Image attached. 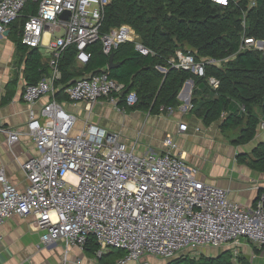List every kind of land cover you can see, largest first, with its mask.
Here are the masks:
<instances>
[{"label":"built area","instance_id":"2783aa9c","mask_svg":"<svg viewBox=\"0 0 264 264\" xmlns=\"http://www.w3.org/2000/svg\"><path fill=\"white\" fill-rule=\"evenodd\" d=\"M211 1L222 6L228 3ZM28 2L37 3V7L23 23L21 42L53 53L48 60L49 74L23 89L28 107L25 131L33 141L34 153L21 164L26 179L22 189L12 184L0 167V229L14 215L31 216L30 225L41 232L40 244L60 243L63 264H93L74 254L76 249L83 251L89 239L97 243L99 258L106 247L124 251L119 264H151L143 258L168 260L206 246L226 247L232 263L240 264L243 241L262 247L264 192L252 206L231 201L224 188L206 182L198 167L185 162L171 135L162 139L158 149L141 150L140 132L129 140L120 131L89 121L77 128L76 115L54 98L60 59L69 47H75L79 65L88 62L91 54L87 47L96 42L107 56L126 42L143 55H153L128 24L102 31L110 0H0V36ZM249 47L264 52V41L244 38L240 49ZM167 63L170 69L203 77L207 65L222 61L210 57L196 60L192 52L176 49ZM155 67L163 74L168 70ZM207 81L213 89L218 87L214 77ZM123 89V84L102 71L75 79L61 94L73 108L84 103V109L90 111L103 99L121 111L120 101L128 107L138 101L133 90L121 97ZM46 95L49 100L35 112L34 104ZM184 102L179 106L182 113L192 108L191 102ZM258 129L264 131V120ZM186 130L187 123L180 122L178 131ZM3 131L9 144L22 133Z\"/></svg>","mask_w":264,"mask_h":264},{"label":"trees","instance_id":"16d2710c","mask_svg":"<svg viewBox=\"0 0 264 264\" xmlns=\"http://www.w3.org/2000/svg\"><path fill=\"white\" fill-rule=\"evenodd\" d=\"M36 7L37 3L28 2L10 26V37L16 49L25 52L27 84L36 83L48 69L41 60V50L21 42L23 23L35 13ZM121 24L130 25L153 55H143L132 43L126 42L114 51V61L122 63L107 69L108 56L96 42L87 47L90 58L79 67L75 60L76 49L69 47L60 59L61 77L56 81V98L75 79L106 71L124 88L137 93L138 102L130 108H146L157 113L161 106L177 108L181 104L178 93L182 85L192 80L202 85L192 93L190 111L196 117L208 124L219 119L223 129L236 131L235 143L245 144L255 138L257 125L264 119V52L253 47L240 49V46L244 38L264 41V0H228L225 6L211 0H110L105 6L102 31ZM176 49L192 52L196 60L210 57L222 63L207 65L203 77L170 69L167 59ZM156 65L167 68V72L160 73ZM208 77L218 80L216 89L208 85ZM118 106L126 107L122 101ZM245 156L250 157L248 163L252 168L264 171V139L256 143L249 154L240 157ZM98 249L93 239L84 246V250L91 253ZM245 257L239 256L240 264H251ZM99 259L100 264H107ZM176 263L234 264L229 251L215 256L201 254L198 259L181 255L167 264Z\"/></svg>","mask_w":264,"mask_h":264},{"label":"crops","instance_id":"0c3cea01","mask_svg":"<svg viewBox=\"0 0 264 264\" xmlns=\"http://www.w3.org/2000/svg\"><path fill=\"white\" fill-rule=\"evenodd\" d=\"M10 32L9 28L7 35L0 36V167L4 168L5 175L10 182L22 189L26 186V179L21 164L34 153V145L25 131V124L28 120V107L22 98L24 86L27 85L24 77L25 52L16 49ZM37 48L42 52V62L48 65L53 50ZM76 65L79 64L76 62ZM47 68L45 73L49 74V65ZM201 86L194 84L192 80H187L178 93V100L191 101L193 91ZM49 98V95L42 97L34 104L33 110L39 111L41 105ZM54 98L62 101L65 108L72 113H79V108H77L79 105L82 106L80 107L81 112L86 114H89L93 108L99 111L103 104L110 105L107 101L101 100L94 103L90 111H86L84 103H79L75 109L66 102L65 96L62 94L58 98L56 96ZM121 109L118 111V126L98 115L90 114L89 117L96 120L90 121L89 119L88 121L109 130L122 131L124 138L129 140L140 132L139 140L141 141L143 131H145L144 142L146 145L140 146L141 150L146 147L158 149L162 139L166 135H171L177 142V152L183 154L185 162L198 167L199 176L203 180L224 188L231 201L244 206H252L258 195L264 192V171L252 168L248 163L250 157H240L243 154H249L255 144L251 145V142L238 144L233 142L235 137L227 138L224 135L227 130L220 126L219 119L208 124L191 111L182 113L179 106L172 108L171 112H167L163 106L159 107L160 110L157 113L147 109L148 113L143 119H141L142 115H139L140 107L126 106ZM180 122L187 123L185 132L178 131ZM83 124L79 126L82 127ZM3 130H17L22 133L19 134L17 141L9 144L8 135ZM132 134L133 136H131ZM256 137V143L263 140L264 131L258 132ZM31 221V216L14 215L3 223L0 229V264H63L60 243L40 244L41 232L33 229L30 225ZM252 246L243 241L241 254L249 256L253 249ZM257 250H254V256L259 258L260 264H264V247L257 248ZM74 254L85 258L80 249L79 252L75 250ZM150 257L154 256H146L143 259L148 260L151 264H167V262L162 263L158 260L162 258L155 257V260ZM88 261L100 264L93 259Z\"/></svg>","mask_w":264,"mask_h":264},{"label":"rangeland","instance_id":"374dc122","mask_svg":"<svg viewBox=\"0 0 264 264\" xmlns=\"http://www.w3.org/2000/svg\"><path fill=\"white\" fill-rule=\"evenodd\" d=\"M79 67H81V66H79ZM101 100H103V99H101ZM101 100H98V101H101ZM98 101H97V103H98ZM180 103L182 105V104H184V101L181 100ZM80 107H82V106L79 105V107H77V108H79V113L78 112H74V114L77 117V124H76L77 128H79L80 127L79 125H82L85 121H88L89 119H90V121L96 120V119H92L91 117H89L90 114L93 115V116H97L98 115V116L102 117L103 119H106L108 122L114 124L115 126H118L119 113H118V110H115L112 106H110L108 104H103L99 111H97L96 109L93 108L92 111L89 114L82 113ZM77 108H75V109H77ZM147 113H148V110L146 108H141V112H139V115H142L141 119H143ZM142 131H143V129H142ZM231 131L232 130H227L226 133L224 134L229 139L234 138L235 134H236V131H232V132ZM144 132L145 131H143V135H142V138H141V141H140V146L146 145L145 142H144V139H145L144 138L145 137V133ZM131 136H133V134ZM250 142H251V145L255 144L257 142V137L254 138L253 141H250ZM227 250L228 249L226 247H218V248H216V247L206 246V247H202V248L198 249V251L184 252L182 254V256H188V257L193 258V259H198V257L201 254L202 255H207V256H215L218 253L223 252V251H227ZM76 251L79 252V249H76ZM100 252L102 253L101 254L102 259H99V257L97 256L96 253H91V252H88L86 250L82 251V254L85 256L87 261L89 259H93L94 261H98V259H99V260H101L102 263L105 262L107 264L108 263L109 264H116L117 261H118V264H119V261L122 260L125 257L124 251L119 250L118 248H114V247H106V248L102 249ZM254 253H255V251L252 249L251 254H250L251 256L250 255L249 256L245 255L247 257V258L246 257L245 258L247 260H249L251 264H260L259 258L255 257ZM154 258L155 257H150V259H154ZM175 258H177V257L175 256L172 259H175ZM155 260H156V258H155ZM158 260L161 261L162 263L163 262L166 263V262L170 261L171 259H169V260H165V259L164 260L163 259L160 260V259H158ZM180 263H182V262H180ZM180 263H176V264H180Z\"/></svg>","mask_w":264,"mask_h":264},{"label":"water","instance_id":"95a60500","mask_svg":"<svg viewBox=\"0 0 264 264\" xmlns=\"http://www.w3.org/2000/svg\"><path fill=\"white\" fill-rule=\"evenodd\" d=\"M68 13L66 12L65 15H67ZM9 32V29H7L5 32H4V35H7V33ZM263 41H261L262 43ZM122 62L121 61H117L115 62L114 61V52L110 53L109 56H108V63H107V68L110 69V68H113L115 66H118L119 64H121ZM128 90V88H125L123 89L121 92H120V95L122 96L126 91ZM168 263V262H167Z\"/></svg>","mask_w":264,"mask_h":264},{"label":"clouds","instance_id":"9594fccd","mask_svg":"<svg viewBox=\"0 0 264 264\" xmlns=\"http://www.w3.org/2000/svg\"><path fill=\"white\" fill-rule=\"evenodd\" d=\"M259 41H263V40H259ZM109 56V55H108ZM107 68V67H106ZM189 81V80H188ZM125 89V88H124ZM128 91V90H127ZM121 97H123V95L121 96ZM189 102H191V101H189ZM180 106V105H179ZM190 112V111H189ZM261 120H264V119H260V121ZM260 121H259V123H260ZM259 123H258V125H257V128H256V131H257V133L258 132H261V131H259V129H258V126H259ZM257 133H256V136H257ZM256 136H255V138H256ZM256 144V143H255ZM228 251V250H227ZM169 260V259H168Z\"/></svg>","mask_w":264,"mask_h":264},{"label":"bare ground","instance_id":"6f19581e","mask_svg":"<svg viewBox=\"0 0 264 264\" xmlns=\"http://www.w3.org/2000/svg\"><path fill=\"white\" fill-rule=\"evenodd\" d=\"M138 102V101H137Z\"/></svg>","mask_w":264,"mask_h":264}]
</instances>
